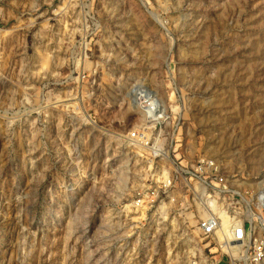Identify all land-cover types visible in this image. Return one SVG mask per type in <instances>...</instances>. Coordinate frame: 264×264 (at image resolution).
Instances as JSON below:
<instances>
[{"label":"rangeland","instance_id":"1","mask_svg":"<svg viewBox=\"0 0 264 264\" xmlns=\"http://www.w3.org/2000/svg\"><path fill=\"white\" fill-rule=\"evenodd\" d=\"M168 130L258 188L264 0H0V264H217L135 205Z\"/></svg>","mask_w":264,"mask_h":264},{"label":"built area","instance_id":"2","mask_svg":"<svg viewBox=\"0 0 264 264\" xmlns=\"http://www.w3.org/2000/svg\"><path fill=\"white\" fill-rule=\"evenodd\" d=\"M180 138L179 131L168 130L159 131L153 145L149 137L144 142L147 164L135 205L142 212L152 209V219L172 213L192 221L203 248H219L217 264L223 254L230 264H264V173L255 190L254 182L241 183L248 175L226 169L215 156L198 152L185 158L183 147L176 146ZM222 242L237 245L238 254L222 249Z\"/></svg>","mask_w":264,"mask_h":264},{"label":"bare ground","instance_id":"3","mask_svg":"<svg viewBox=\"0 0 264 264\" xmlns=\"http://www.w3.org/2000/svg\"><path fill=\"white\" fill-rule=\"evenodd\" d=\"M263 197H264V195H263ZM226 222H227V216L225 214H222V221H221L222 225H225ZM218 241H220V242L222 241L220 234H218ZM221 244H222V249H226L227 251L229 250L231 253H234L236 248H237V245H235L234 243H231V242H224V243L222 242Z\"/></svg>","mask_w":264,"mask_h":264}]
</instances>
